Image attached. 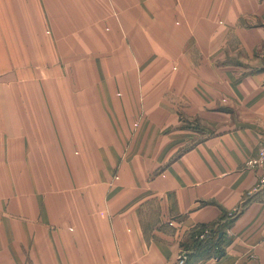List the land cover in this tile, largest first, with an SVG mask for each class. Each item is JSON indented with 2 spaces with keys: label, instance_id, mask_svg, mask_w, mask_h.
<instances>
[{
  "label": "crops",
  "instance_id": "1",
  "mask_svg": "<svg viewBox=\"0 0 264 264\" xmlns=\"http://www.w3.org/2000/svg\"><path fill=\"white\" fill-rule=\"evenodd\" d=\"M262 144L264 0H0V264H264Z\"/></svg>",
  "mask_w": 264,
  "mask_h": 264
},
{
  "label": "built area",
  "instance_id": "2",
  "mask_svg": "<svg viewBox=\"0 0 264 264\" xmlns=\"http://www.w3.org/2000/svg\"><path fill=\"white\" fill-rule=\"evenodd\" d=\"M246 165L251 167L252 169H256L260 171L259 183L264 184V144L258 147L256 154L253 157L247 159ZM210 234H211V229L206 228L197 237L199 240H203ZM187 254L188 251L181 250L176 257L174 264H188Z\"/></svg>",
  "mask_w": 264,
  "mask_h": 264
},
{
  "label": "trees",
  "instance_id": "3",
  "mask_svg": "<svg viewBox=\"0 0 264 264\" xmlns=\"http://www.w3.org/2000/svg\"><path fill=\"white\" fill-rule=\"evenodd\" d=\"M211 229V234L208 235L205 239L199 240L198 237H195L191 240V242L186 245L185 250L188 251V257L194 256L196 253H198L200 250L205 249L206 247H209V242L212 241V244H215L219 242L220 237L218 236L219 229Z\"/></svg>",
  "mask_w": 264,
  "mask_h": 264
},
{
  "label": "rangeland",
  "instance_id": "4",
  "mask_svg": "<svg viewBox=\"0 0 264 264\" xmlns=\"http://www.w3.org/2000/svg\"><path fill=\"white\" fill-rule=\"evenodd\" d=\"M105 21H106V19L104 18V25H103V29H104V31H108V27H107V25H106V23H105ZM55 25H56V23H55ZM106 25V26H105ZM39 36L42 38V41H41V38L39 39V43H38V49L39 50H45V48H46V46L48 45L46 42H44V39L46 38V40H47V42L49 43V46L50 47H53V45L51 44L52 43V41H51V39H50V42H49V40L47 39V38H49L50 37V35L52 34V25H51V23H39ZM56 43V42H55ZM57 44V43H56ZM57 45H59V44H57ZM57 45H55V46H57ZM60 46V45H59ZM77 43H76V41L74 42V43H71V49H73V50H75V51H77ZM136 125V124H135Z\"/></svg>",
  "mask_w": 264,
  "mask_h": 264
},
{
  "label": "water",
  "instance_id": "5",
  "mask_svg": "<svg viewBox=\"0 0 264 264\" xmlns=\"http://www.w3.org/2000/svg\"><path fill=\"white\" fill-rule=\"evenodd\" d=\"M218 236L220 237L221 236V233H219Z\"/></svg>",
  "mask_w": 264,
  "mask_h": 264
},
{
  "label": "bare ground",
  "instance_id": "6",
  "mask_svg": "<svg viewBox=\"0 0 264 264\" xmlns=\"http://www.w3.org/2000/svg\"><path fill=\"white\" fill-rule=\"evenodd\" d=\"M221 232V231H220Z\"/></svg>",
  "mask_w": 264,
  "mask_h": 264
}]
</instances>
